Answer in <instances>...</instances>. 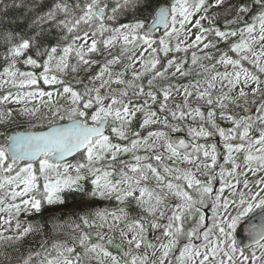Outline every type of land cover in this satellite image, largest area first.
I'll use <instances>...</instances> for the list:
<instances>
[{
  "label": "snow or ice",
  "instance_id": "snow-or-ice-1",
  "mask_svg": "<svg viewBox=\"0 0 264 264\" xmlns=\"http://www.w3.org/2000/svg\"><path fill=\"white\" fill-rule=\"evenodd\" d=\"M45 3L0 35V247L78 191L117 206L18 264H264V0Z\"/></svg>",
  "mask_w": 264,
  "mask_h": 264
},
{
  "label": "trees",
  "instance_id": "trees-1",
  "mask_svg": "<svg viewBox=\"0 0 264 264\" xmlns=\"http://www.w3.org/2000/svg\"><path fill=\"white\" fill-rule=\"evenodd\" d=\"M34 4H44V9H41V11L46 10L47 8L45 0H0V35L6 32H17L21 30H27L28 24L30 23V19L35 14V10L33 9ZM30 9L32 10L30 11ZM221 47L224 46L221 45ZM2 51L3 46L0 45V52ZM204 63L209 62L204 61ZM120 67L121 66H117V70ZM197 70L198 69L194 68L193 75L191 77L181 78L179 82L185 83L189 79H195V71ZM93 71H95V69H93ZM15 120L16 123L15 125H13L14 128L18 125L19 128L22 129L24 127H27L29 124L27 118L15 117ZM223 126L227 127V125ZM134 127H138V120ZM0 131H2V128H0ZM216 139L217 141H219L218 137ZM85 187L87 189H90L91 185L86 184ZM64 196L66 199V203L51 207L46 206L41 214L33 213L29 216H25L23 213L21 214L20 219L22 221L27 220L34 224H38L41 226L42 231L39 233L30 234L22 244H10L0 247V264H18V258L22 259L23 256H26L30 250H39V245L42 242L47 241L50 245L52 241L65 238L67 235L72 234L73 230L71 227H69V224H71L72 222L79 223L78 215L80 214L97 208H107L111 210L117 206L116 201L114 199H97L92 202L91 207L88 208L86 207L85 203L86 198H82L83 193L78 191L66 192L64 193ZM120 206L123 207L124 205ZM127 208L129 213L133 217H135L136 214L140 212V209L136 207L134 202H129ZM56 224L62 225V227H60L59 229H55L54 225ZM152 235L153 234L150 233V238H152ZM16 249H19V251H16ZM5 252L12 257L11 261L7 260L4 257L3 253Z\"/></svg>",
  "mask_w": 264,
  "mask_h": 264
},
{
  "label": "water",
  "instance_id": "water-1",
  "mask_svg": "<svg viewBox=\"0 0 264 264\" xmlns=\"http://www.w3.org/2000/svg\"><path fill=\"white\" fill-rule=\"evenodd\" d=\"M45 130H46V129H45ZM254 222L257 223V224L260 223V221H259L258 218H257ZM239 232H240V234H239V236H238V242L242 241V242L246 243L247 240L245 239V234H244V232H243V228H241V229L239 230Z\"/></svg>",
  "mask_w": 264,
  "mask_h": 264
}]
</instances>
